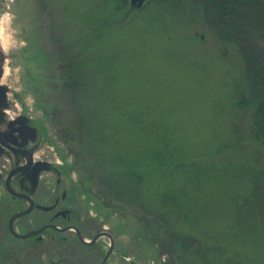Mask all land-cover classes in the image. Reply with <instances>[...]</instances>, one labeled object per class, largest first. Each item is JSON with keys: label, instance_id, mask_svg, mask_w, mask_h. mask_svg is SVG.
<instances>
[{"label": "rangeland", "instance_id": "1", "mask_svg": "<svg viewBox=\"0 0 264 264\" xmlns=\"http://www.w3.org/2000/svg\"><path fill=\"white\" fill-rule=\"evenodd\" d=\"M243 15L225 37L199 0H0L5 81L141 264H264V144L244 52L264 63V20ZM175 162L191 174L164 184ZM189 175L192 225L158 196Z\"/></svg>", "mask_w": 264, "mask_h": 264}, {"label": "water", "instance_id": "2", "mask_svg": "<svg viewBox=\"0 0 264 264\" xmlns=\"http://www.w3.org/2000/svg\"><path fill=\"white\" fill-rule=\"evenodd\" d=\"M5 56L0 32V264H111L124 255L116 232L68 183L40 121L5 81Z\"/></svg>", "mask_w": 264, "mask_h": 264}, {"label": "trees", "instance_id": "3", "mask_svg": "<svg viewBox=\"0 0 264 264\" xmlns=\"http://www.w3.org/2000/svg\"><path fill=\"white\" fill-rule=\"evenodd\" d=\"M151 1V0H150ZM149 1V2H150ZM204 5V8L209 13L210 16L215 17L216 19H213L212 25L216 27L218 30V33H222L225 35V37L231 36L230 27L235 24L239 23L236 26H240V20H246L245 16H242L243 12H248L249 14H252L254 16L262 14V20H264V0H199ZM148 3V2H147ZM146 3V4H147ZM258 18V19H259ZM242 22V21H241ZM219 33V34H220ZM221 35V34H220ZM224 37V38H225ZM246 52V63L249 66L248 73L250 72L252 74V84H251V92L254 98H256L258 102V108H257V114L255 118V130H256V137L257 139L264 144V75H261L264 73V63L259 59V57L256 55V53L259 52H250L248 50ZM260 54V53H259ZM74 79H70L67 83V86H74ZM166 158L165 154L161 155V160ZM160 165L163 167L166 165L167 161H159ZM174 164L170 170L169 176L167 179L163 178L164 184H171L172 182H176V177L178 174H183L184 172L191 174V169L185 167V165H182L180 163H172ZM186 169V170H185ZM188 179L189 181H185L183 179L182 184H174L175 187L173 188L167 186V189H163L158 193V196L163 199L165 202H169V207L172 208L178 215L181 216V219L184 223H187L189 225H192L193 222H195L197 217V212L193 211V208L187 207L186 203H182L184 198L181 195V189L194 186L193 182V176L189 175ZM173 184V183H172ZM179 185V187H177ZM186 190V189H185ZM184 196L186 197V201H190L189 196V190L184 193ZM184 204V205H183ZM172 233V232H167ZM190 240H187L185 237L182 240H179V242L176 243V246L180 247L181 253H186L191 250ZM179 253V248L176 249ZM200 251V250H199ZM203 255L204 252H199ZM203 257V256H202Z\"/></svg>", "mask_w": 264, "mask_h": 264}, {"label": "flooded vegetation", "instance_id": "4", "mask_svg": "<svg viewBox=\"0 0 264 264\" xmlns=\"http://www.w3.org/2000/svg\"><path fill=\"white\" fill-rule=\"evenodd\" d=\"M113 236L115 240V247L124 249V255L122 256L124 260L122 261V258H120V259L115 260L111 264H141L140 262H138V258H139V261H142L143 260L142 256L139 255V253L137 254L136 250L133 247L127 248L126 246H123L125 243L122 244L123 241L121 240V236L117 235V233H115V235Z\"/></svg>", "mask_w": 264, "mask_h": 264}]
</instances>
